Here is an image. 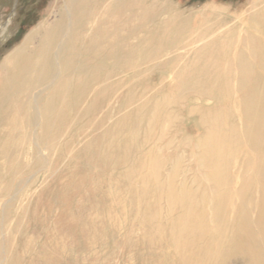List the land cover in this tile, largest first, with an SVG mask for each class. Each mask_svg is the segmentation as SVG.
I'll list each match as a JSON object with an SVG mask.
<instances>
[{
    "label": "rangeland",
    "instance_id": "374dc122",
    "mask_svg": "<svg viewBox=\"0 0 264 264\" xmlns=\"http://www.w3.org/2000/svg\"><path fill=\"white\" fill-rule=\"evenodd\" d=\"M68 1L0 0V264H264L255 153L196 40L218 23L228 29L208 43L226 42L264 0H154L172 30L93 20L92 66L70 61L75 73L30 88L6 62L61 13L71 27Z\"/></svg>",
    "mask_w": 264,
    "mask_h": 264
},
{
    "label": "bare ground",
    "instance_id": "6f19581e",
    "mask_svg": "<svg viewBox=\"0 0 264 264\" xmlns=\"http://www.w3.org/2000/svg\"><path fill=\"white\" fill-rule=\"evenodd\" d=\"M150 2L149 0H69L66 8L70 16L72 15L73 22L71 23V27L69 14H67V12H65V14L61 13L58 23L51 27H47L44 31L38 32L37 35L40 33L41 41L35 44V46H33V44L36 41L37 35H30L23 48L18 51V54L12 60L6 62L5 68L10 70L12 66L19 71L21 67H25L24 74L29 77L22 74L23 72L15 73L18 78H24L30 88L35 84L40 85V83H46L52 79L54 80L60 70L64 77H66L67 73H69V75L71 72L75 73L73 71L75 67H72L71 63L69 64V62L73 60H76L77 63H81L80 66L77 67L78 71H84L86 66H92L89 59L92 57V53H94V49L96 48L94 44H91V41L94 40V35L96 36L97 33L95 31V26L91 25L93 20L104 19L105 24L113 23L114 32L112 33L114 34L119 31H121V33L123 31L125 32V30H127L129 34L135 32L139 33L142 32L144 26L147 24L150 27H155L158 24H165V29H168L169 26L170 29L172 28L171 24L173 20H165L164 23H162V21L161 23H157L155 21L157 19L160 20V16L163 15L161 10L163 9H161V6L157 5L158 3L156 4L154 0ZM257 15L258 16L244 24L245 27L241 28V30L238 25L234 28L231 26V31H228V33L235 34H231L232 37H228L226 42L221 38L223 43L219 45L215 46L213 44V41H215L213 38L223 33L228 28H219L220 26H218V23L213 26L205 23L203 27L198 29L199 33L196 35V40L204 44L203 48L198 52L209 53L210 57L207 60V65H214L213 70H210L214 73H219L218 80L220 83L222 82L223 87H230L232 85L234 88L231 93H226V95L229 97H236L234 105L238 108L240 113V124L238 122L237 127L238 130H243L244 138L239 139L237 142L238 145L241 146L247 144L251 152L255 153V155H252L254 158L251 157L253 162H256V166H254V175L258 182H263L260 188V194L264 195V12ZM115 22H117V25H115ZM174 23H176V21ZM131 24H133V26H131ZM124 25L125 27L127 26L128 29H124ZM90 26H93V28L90 29ZM172 26H174V24ZM180 26L181 32V30H184L182 28L188 26V22L181 23ZM226 35H222V37H226ZM212 39L213 45L208 43ZM80 41L88 43L83 44L81 42L82 44L79 46L80 49H78L77 42ZM170 41H162L156 47L153 46L154 54L147 52L142 60H137L136 63L138 65L145 64L144 60L146 56H154V58L157 59L160 54L170 50V48H174L177 42H179L178 37L175 38L174 41L172 40L173 42ZM135 47L138 48L140 46L136 45ZM15 53H17V51H15ZM28 53H30L32 57H29ZM258 53L262 56L261 60L246 59L247 56L251 57ZM228 56H230L231 60H224ZM113 65L116 67L118 66L117 63ZM104 76L100 79L101 81L107 80V77L104 78ZM18 91L19 89L17 88V93H19ZM43 91H45V89ZM49 96L50 95H48V97ZM10 102H7V104L10 105ZM24 107H26V105ZM14 110H16V108ZM227 110L231 111L232 109L228 108ZM228 118L229 117L226 119ZM228 120L238 121L234 116Z\"/></svg>",
    "mask_w": 264,
    "mask_h": 264
}]
</instances>
